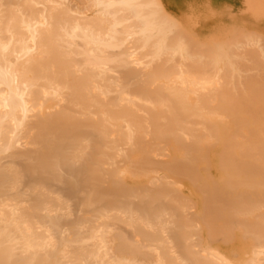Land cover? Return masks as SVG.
Listing matches in <instances>:
<instances>
[{"label": "bare ground", "instance_id": "obj_1", "mask_svg": "<svg viewBox=\"0 0 264 264\" xmlns=\"http://www.w3.org/2000/svg\"><path fill=\"white\" fill-rule=\"evenodd\" d=\"M240 1L227 0L225 21L211 27L212 5L203 0H194V9L182 2L189 15L185 19L170 12L164 0H93L94 17L83 19L71 15L62 2L52 6L54 0H0V264H237L229 251L237 253L239 264H264V33L257 30L264 24V10L236 11ZM229 35L236 38L219 42ZM247 45L257 49L246 51ZM232 50H244V55L236 54L249 59L253 70L248 61L234 58ZM247 65L255 75L242 72ZM208 67L216 69L213 76L225 71L220 77L224 81L217 76L223 83L217 93L219 83L213 85ZM135 76L144 85L132 83ZM142 97L147 109H136ZM222 125L244 129L222 139L220 164L235 172L217 182L214 177L212 183L201 180L207 185L201 183L200 191L207 186L211 193L203 197L195 220L210 227L208 240L215 241L218 234L228 237L233 222L247 237L242 233L246 238L232 242L229 236L228 248L210 250V245L201 256V226L196 229L193 214L183 211L195 203L177 190L176 165L183 164L187 174L182 178L196 186L200 163L195 167L196 162L192 166L185 158L191 149L201 151L196 145L206 137L202 134L214 139ZM191 126L202 134L194 136ZM147 136L155 144L163 140L160 149L152 147L166 153L164 139L188 150V139L199 137L189 155L181 157L196 170L171 156L176 162L170 159L169 165L168 159L160 162L165 167L159 165L171 166L167 172L152 176L162 169L155 165L157 155L150 156L154 142L143 138ZM134 148L136 154L141 148L140 158L125 165L123 157L132 158ZM206 149L201 161L211 164L206 156L211 147ZM142 164L147 171L138 170ZM193 172L198 174L191 181ZM128 174L148 177L143 181L147 186L136 187ZM120 222L132 232L124 231ZM168 227L174 229L168 232ZM199 233L200 242L192 237Z\"/></svg>", "mask_w": 264, "mask_h": 264}, {"label": "rangeland", "instance_id": "obj_2", "mask_svg": "<svg viewBox=\"0 0 264 264\" xmlns=\"http://www.w3.org/2000/svg\"><path fill=\"white\" fill-rule=\"evenodd\" d=\"M54 1H56V2H53V3L51 4L52 6H55L57 3L59 4L60 2H62V3H63V8H64L65 5H66L67 9L70 8V10H71V11H70V12H71V15L73 14L74 17H76V18H80V19H83V18H86V17H89V16H91V18H92V16L94 17L95 12L97 11V7L95 6V4L92 5V4H93V0H90V1H88V0H54ZM164 1H165V3L168 5V9H169L170 12H172V13H176V14H178L179 16H182L184 19L187 18V17H189V15L187 14L186 9L182 6V2H186V3H187L192 9H194V7H193L194 0H164ZM203 1H204V2H207V3H211V5H212V9H213V13H212V15H211V17H210V21L207 23V25H208V26H211V27H214V26H218V27H219V26L221 25V23H222L223 21H225V14H224L223 10H226V9H227V8H224L225 5H226V3H227V0H203ZM89 2H90V3H89ZM240 4H241V5H240ZM246 4H248V5H246ZM246 4H244V0L240 1V2L238 3L237 8H235L236 11H242V10H244V9H246V10L249 9V10H250V14H253V10H254V11H255V10H258V9H262V10H264V0H253L251 3H246ZM40 5L43 6V7H41L42 9L44 8V5L41 4V3H39V5H38V6H39V7H38L39 10H41ZM56 6H57V5H56ZM91 8H92V9H91ZM94 8H95V9H94ZM235 9H234V10H235ZM249 10H248V11H249ZM251 12H252V13H251ZM259 17L262 18L261 15H260ZM89 18H90V17H89ZM72 19H73V17H72ZM261 20H263V23H264V17H263V19H260V21H261ZM263 26H264V24H263ZM251 30H253V29H251ZM260 31H264V29H260ZM241 33H244V31L241 30ZM236 35H237V34H236ZM241 35H243V34H241ZM232 37H233L234 39L236 38L235 35H229V36H225V38H224V37H223V38H220L219 42H224V41L227 42V40H228V42H230L229 40H231ZM237 37H238V36H237ZM241 37H242V36H241ZM241 37L239 36V38H241ZM234 39H232V40H234ZM241 39H242V38H241ZM232 40H231V41H232ZM238 40H239V39H238ZM238 40H236V41H238ZM236 41H235V42H236ZM235 42H233V43H235ZM231 44H232V43H231ZM247 46H248V48H246ZM247 46H245V50H246V51H247V49H249V47L252 49L255 45H254V46H252V45H247ZM251 46H252V47H251ZM233 49H235V48H233ZM242 49H243V48H242ZM254 49H257V47L255 46ZM236 50H237V49H236ZM236 50H232V51H234V53L236 54V53H237ZM239 50H241V48H240V49L238 48V51H239ZM243 51H244V50H242V51H240V52L242 53ZM249 51H250V50H249ZM249 51H248V52H249ZM252 51H253V49H252ZM240 52H238L239 55H240ZM238 53H237V54H238ZM245 53H246V52H245ZM237 54L234 56V58H235L236 56L238 57ZM242 55H244V54L242 53ZM245 56H246V55H245ZM78 57H79V56H78ZM80 57H81V56H80ZM240 57H242V56H240ZM238 58H239V57H238ZM238 58H236V60H238ZM242 58H243V57H242ZM242 58H239V59H242ZM245 58H246V57H245ZM245 58H243V61H242V62H244V60H245L246 62L248 61V62H247V64H248L250 61H249V59L246 60L247 58H246V59H245ZM248 58H251V57H248ZM252 59H253V58H252ZM236 60L234 59V61H236ZM250 60H251V59H250ZM190 62H191V61H190ZM237 62H238V61H237ZM246 62H245V63H246ZM251 62H252V61H251ZM174 63H176V62H174ZM186 63H187V62H186ZM239 63H240V61H239ZM239 63H237V65L241 66ZM168 64H169V63H168ZM171 64H172V65H171ZM181 64H183V63H181ZM187 64H188V63H187ZM189 64H190V63H189ZM169 65H171L172 67H174L172 62H170ZM184 65H185V63H184ZM250 66H251V64L249 63V68H251V69L253 70V68L250 67ZM183 67H185V66H183ZM241 68H242V66H241ZM247 68H248V65H247V67H246L245 69L243 68L242 72H243V73H244V72L248 73V72H250V71L252 72V70L248 71ZM180 69H181V67H180ZM188 69H189V68H188ZM208 69H209V67H208ZM213 69H214L213 67H212V70L209 69L211 73L213 72ZM121 70H122V69H121ZM215 70H216V69H214V71H215ZM148 71H149V70H148ZM185 71H186V70H185ZM207 71H208V70H207ZM207 71L205 70L203 73H207ZM254 71H255V70H254ZM216 72H217V71H216ZM220 72H222V73H219V72H218L219 74H221L220 77H222L223 75H225V73L223 74V72H225L224 70H220ZM242 72H241V73H242ZM251 72H250V75L253 74V73H251ZM208 73H209V72H208ZM213 73H214V72H213ZM213 73H212V77H213V78H211V79H215V80L213 81V83H214L213 85H215V82H216V84L219 83L218 86L215 85V88H216V89H214V92L217 93L218 91H221L220 88L223 86V85L221 86V84H223V83L219 82V80L222 81L223 79H220L219 75H217L218 73H215V74L219 77V80H218V79H217L218 77H217V76H213V75H214ZM241 73L239 74V76L241 75ZM246 73H245V75L243 74V76L241 75V77H243L242 79H244V76H245V78L247 77V76H246ZM256 73H257V72H256ZM209 75H210V74H209ZM250 75H249V73H248V77H249ZM253 75H255V72H254ZM253 75H251V76H253ZM237 76H238V75H237ZM239 76H238L237 79H240V78H241V77H239ZM215 77H216V78H215ZM225 77H226V76H224V78H225ZM233 77H235V76H233ZM248 77H247V78H248ZM222 78H223V77H222ZM234 79H235V78H234ZM136 80H137V81H136ZM138 81L140 82V85H144L143 80H142V79H137V76H135V79H134V80L132 79V83H133V82H138ZM162 81L165 83V80H162ZM176 81H178V80H176ZM223 81H224V80H223ZM232 81H233V82H236L237 80H236V81H235V80H232ZM181 82H182V81L177 82V83L179 84V83H181ZM210 82H212V81L210 80ZM134 84H135V83H134ZM208 85H209V86H208ZM208 85H207V86H208L209 88H212V89H213V87H211V86H212V83H211V84L208 83ZM151 86H152V85H150V87H151ZM153 86H154V85H153ZM179 86H180V85H179ZM238 86H239V85H238ZM238 86H237V87H238ZM133 87H134V89H135V86H134V85H133ZM195 87H199V86L196 84ZM240 87H241V86H240ZM131 88H132V87H131ZM152 88H153V87H152ZM152 88H151V89H152ZM153 89H154V88H153ZM153 89H152V90H153ZM200 89H201V88H200ZM217 89H218V90H217ZM222 89H223V88H222ZM192 90H193V88H192ZM197 90H199V88H197ZM215 90H217V91H215ZM203 91H204V90H203ZM206 91H207V90H206ZM208 91L210 92V89H209ZM192 92H196V91L193 90ZM204 92H205V91H204ZM214 92L212 91V93H214ZM116 93H118V92H116ZM216 93H214V94H216ZM118 94H119V93H118ZM194 95H195V98H196L197 95L193 93V96H194ZM212 99H214V96H212ZM145 100H146V99L143 98V97H142L141 100H138L139 102H138V106H137L136 109H138L139 107L142 108L141 110H143V109H147V107H144V106H146L145 103H143V102H146ZM140 101H141L143 104H142ZM216 101H217V100H216ZM216 101L213 102V104L216 105L217 102H219V100H218L217 102H216ZM139 103H140V105H139ZM163 108H164V107H163ZM165 108H166V107H165ZM164 110H165V109H164ZM140 113H141V112H140ZM138 114H139V112H138ZM141 114H143V113H141ZM195 118H196V117H195ZM199 119H200V118H199ZM192 120H193V119H192ZM222 120H225V119H222ZM162 121H163V120H162ZM193 121H194V120H193ZM192 126H193V125H192ZM192 126H191V130H192V128H193ZM197 126H198V125H197ZM199 126H200V125H199ZM205 126H206V125H205ZM187 127L190 129V125H187ZM195 127H196V124H195ZM200 127H202V125H201ZM203 127H204V126H203ZM203 127H202V128H203ZM208 127L210 128V126H208ZM208 127L206 128V131H207ZM212 128H213V127H212ZM215 128H216V127H215ZM246 128L248 129L249 127H246ZM250 128H251V127H250ZM195 129H196V128H195ZM203 129H204V131H205V128H203ZM216 129H219V131L217 130V133L219 132V133H218L219 137H218L217 134L215 135L216 137H218V140L215 139L216 137H214V139L210 138V139H211V140H210L209 137H208V135H206V134L204 135V134L201 133V130H202V129H201V130L198 129L200 132H199L197 129H196V131H195V130H192V131H195V132H196V133L193 132L194 136H195V134L198 135V134L200 133V134H202L200 137H204V136H206V137H204L203 139L201 138V140L205 141V140L208 139V140H209V143H211V144H209L208 141H207V143L204 144V142L201 141V144H200L201 147H200V146H199V143H198V141H197V140L199 139V137H198V139H197L196 141H192V140H195V139L197 138V135H196V138H195V139H192V138L190 137L191 139H188V140H189V141L191 140V141H190L191 143H193V142H197V143H198V145H196V148H198V151L201 149V151L198 152V154H197V152H195V151H197V149H195V147H193V149H195V151H193L192 149L190 150V152L192 151V152H191V155H190L191 158H192L193 153L195 152V154H194L195 156H193V157H194V160H191L190 157H188V156H186V158L184 157V156L186 155V152H187V155H189V153H190V152H189V148L191 147L190 145H192L190 142H189V143H190V144H189L187 141H184V138H182V139H183L182 143H183V142H187V144H189V146H187V144H185V146H187V148L189 147L188 150L186 149V147H185V149H183L184 147H183V148H181V146L179 147V145H177V144H178L177 142H173V141H171V140H169V142H168V140L166 141V139H164V149L169 148V149H167V151L170 152V154H169V156H168V153H169V152L166 153V152L163 151V150H162V151H161V150L159 151L158 149H155V147H156V148H159V149L161 148V146H160V144H158V142L161 143V141H162V143H163V140H160V141H159V139H158V140L156 139L155 141H157V144H155L156 142H154V141L152 140V138H150V136H149V137L147 136L148 138L143 137V138H145V139H149V138H150L151 140L149 139V142H150V141H151L152 143L154 142V144H152V145L150 144L151 147H152L153 145H154V146H155V145L158 146V147L155 146L154 148H153V147L151 148V149H154V150H155V151L153 150V153L155 152V154L152 153V155H151V153H150V156H153V155H154L153 157H155V156L157 155V158H156V159H158V161L160 160L159 163L155 161V163H157V164H155V165H157V166H159L160 164H161V165L163 164V166L165 167V162H163V163H160V162H161V161H167L168 159H169L168 161H169V165H170V159H171V162H172V160H173L171 156L175 157L174 159L180 157L177 161L182 160V159L185 158V159L188 161V163H191V164H192V166L195 165L194 162H196L195 167H197L198 163H200V164L198 165V168H199V171H200V172H199L198 169H197V171L199 172V174L202 175L201 177H200V175H198V176L200 177V179H199V177H197L198 180L195 179V175L198 174V172H197V173H196V172H193L194 174H192V177L190 176L191 178L194 177V179H191L188 175H186V176H188V178H190L191 181H193V180H196V181H197L196 186H194V185H195V184H194L195 181H194V183L192 182V183H193V184H192V183L189 181V179H186V177H185V179L182 178V177H183V174H184V175L187 174V173H186V170L184 171V170L182 169L183 164H182V166H181V165L179 166V165H176V164H175V165L179 167V168L176 167L177 170H179V169L181 170V169H182L185 173H184L183 171L180 172V170H179L178 175H175V174L177 173V171H175L176 173L173 172L174 170H176L175 167L173 166L174 168H173V167H172L173 169L171 168L172 172L174 173L173 175H175V176L177 177V178L175 177L176 180H179V181H180V182L176 181V183H177V182H178L179 184H182V183H183V187H181V185L178 186V185H179L178 183L175 185V186H177V190H179L181 193L183 192V193L186 195L185 198H187V199L189 198L188 200H190V199L194 200V203H195V204H193V201H192V200H191L192 203H190V201H189V203H190L189 205H190V206H189V208H188V204H187L188 201H186V204H187V206H186L185 204H183V203H185V200H186V199H185V200L183 199L184 201L181 200V199H179V200L183 201V203H182V202H181V203H182L184 206L187 207V210H183V211H184V212L188 211V212H190V213H192V214L194 215V216L191 215V217L193 218V220H192L193 223H194V221H196V220H195V218H196L195 214H196V213H200V212L202 211V208H201V207H202V203H203L204 198L207 197V195L211 193V190L208 191L209 189L207 188V186H206V187L204 186V189H201L202 191H200V188H199L198 186H199L201 183H203V184L206 183V182L209 183L211 180H212V182H213L214 180H215V182H217L218 180H220V179H222V178H227L229 174H233V175H234V172H235V171L231 170V168H230L229 165H228V166H226V165H225V166H222V165L220 164V161H221L220 158L222 157V155H225V154H223V152H222V150H221V148H222V139H223V137H224L225 139L228 138L232 132L236 133L237 131L244 130V129L241 128V127L235 129V126H228V125L217 126ZM223 129H224V130H223ZM208 130H209V129H208ZM248 130H249V129H248ZM197 131H198V132H197ZM211 131H212V130H211ZM211 131H210V132H211ZM214 131H215V130H214ZM246 131H247V130H246ZM202 132H203V130H202ZM179 133H180V132H179ZM187 133H188L187 131H186L185 133H183V134H182L183 137H185L184 134L187 135ZM214 133H215V132H213V133H211V134L214 135ZM223 133H224V134H223ZM189 134H190V133H189ZM222 134H223V136H222ZM180 135H181V133H180ZM182 135H181V136H182ZM198 136H199V135H198ZM143 138H142V139H143ZM185 138H186V137H185ZM187 138H188V137H187ZM205 138H206V139H205ZM219 138H220V140H219ZM143 140H144V139H143ZM213 140H214V141H213ZM216 140H217L218 142H217ZM145 141H146V140H144V144H145ZM215 141H216L217 143H216ZM149 142L146 141V143H149ZM151 142H150V143H151ZM165 142H166V143L168 142V145H169V146L171 145V146H170V147H169L168 145L166 146ZM134 143H135V141H134ZM134 143H133V144H134ZM213 143L215 144L214 146L212 145ZM136 144H137V143H136ZM136 144L133 145V146L139 147V146H138L139 144H137V145H136ZM142 144H143V143H142ZM175 144H176V145H175ZM179 144H180V143H179ZM193 144H194V143H193ZM207 144H209V145H207ZM123 145H124V143H123ZM140 145H141V144H140ZM150 145L147 144L146 147L149 146V151H152V150H150ZM181 145H182V144H181ZM205 145H207L206 148L208 147V149H209V147H211V149H212V150L209 149V151H208V155H206L207 158H208V156H209V157L211 156V157L209 158V161H210L211 164H209V162H207V163H208V164H207V163H206V160H204V159H206V156H205V158L203 159L204 161H201L202 156L204 157V153H207V151H206L207 149L205 148ZM211 145H212V146H211ZM126 146H127V145L125 144L123 147L126 148V150L128 151L129 146H128V147H126ZM130 146H131V143H130ZM159 146H160V147H159ZM172 146H173V148H171ZM182 146H183V145H182ZM203 146H204V147H203ZM142 147H143V145H142ZM142 147H141V148H142ZM144 147H145V146H144ZM165 147H166V148H165ZM178 147H179V148H178ZM213 147H214V148H213ZM131 148H132V147H131ZM141 148H140V149H139V148H136V149H137V152H139V154H138V153H137V154L134 153V152H136V150H135V148H134L135 151L133 150V152H132V153H133L132 158L127 159V158L125 157L126 160H124V157H123V159H122V158H121V159L123 160V162H125V161L128 162V160L133 159L134 157L136 158V156L138 157L139 155L142 154V153L140 154L141 151H138V149L141 150ZM170 148H171V149H170ZM191 148H192V147H191ZM202 148H204L206 152H205L204 149H202ZM213 149H214V150H213ZM215 149L218 150V151H216ZM129 150H130V149H129ZM173 150H174V152H173ZM186 150H187V151H186ZM127 151H126V153L131 154L129 151H128V152H127ZM130 151H132V150H130ZM147 151H148V150H147ZM149 151H148V152H149ZM156 151H158L157 153H160V154H157ZM161 152H162L163 154H162ZM164 152H165L167 155L164 154ZM171 152H172L174 155H173ZM183 152H184V153H183ZM203 152H204V153H203ZM210 152H211V153H210ZM216 152H217L218 155L216 154ZM220 152H221V155L219 154ZM126 153H125V154H126ZM146 153H147V152H146ZM176 153H177V154H176ZM179 154H180V155H179ZM196 154H197L198 157H199V158H197V159L195 158V157L197 156ZM146 155H147V154H146ZM161 155H163V156H161ZM165 155H166V157H165ZM175 155H176V156H175ZM177 155H178V157H177ZM182 155H183V156H182ZM199 155H200V156H199ZM124 156H125V155H124ZM158 156H159V157H158ZM160 156H161V157H160ZM216 156H217V157H216ZM127 157H128V156H127ZM181 157H184V158H181ZM187 157H188V158H187ZM135 158H134V159H135ZM139 158H140V157H138V158L135 159V160L137 161ZM215 158H216V159H215ZM223 158H224V157H223ZM150 159H151V157H150ZM153 159L156 160L155 158H153ZM185 159H184V160H185ZM188 159H189V160H188ZM198 159H199V160H198ZM214 159H215V160H214ZM218 159H219V160H218ZM119 160H120V159H119ZM135 160H131V162L133 161V164H134V163H136V162H134ZM151 160H152V159H151ZM186 160H185V161H186ZM197 160H198V161H197ZM120 161H121V160H120ZM152 161H153V160H152ZM173 161L176 162V160H173ZM187 161L184 162V163H187ZM191 161H192V162H191ZM193 161H194V162H193ZM207 161H208V159H207ZM214 161H215V162H214ZM123 162H121V165H122ZM126 162L124 163L125 165H127ZM181 162H182V161H181ZM201 162H202V163H201ZM212 162H213V163H212ZM221 162H222V161H221ZM188 163H187V164H188ZM124 164H123V165H124ZM150 164H151V167H152V162H151ZM153 164H154V162H153ZM191 164H190V165H191ZM217 164H219V165H217ZM224 164H225V163H224ZM128 165H129V167H130L132 164H130V162H129ZM136 165H137V164H136ZM136 165H135V167H136ZM138 165H139V164H138ZM184 165H186V164H184ZM190 165L188 164L187 167H188V168L191 167ZM206 165H208L209 170H208V167H206ZM211 165H212V166H211ZM119 166H120V164H119ZM132 166L134 167V165H132ZM132 166H131V168H132ZM146 166H148V167L150 168L149 164H146ZM204 166H205V167H204ZM220 166H221V168H220ZM120 167H121V166H120ZM125 167H126V166H123L122 168H125ZM129 167H128V168H129ZM144 167H145V166H144ZM144 167H143V164H142V166H141L140 168H138V167H137V168H138V170H139V169L144 168ZM154 167H155V166H154ZM170 167H171V166H170ZM170 167H167V168H170ZM180 167H181V168H180ZM185 167H186V166H185ZM185 167H184V169H186ZM195 167H193V168L191 167L192 170L194 169V171H195V170H196ZM202 167H204L206 170H204V168H202ZM212 167H213V168H212ZM223 167H224V168H223ZM126 168H127V167H126ZM131 168H130V169H131ZM156 168H157V167H156ZM156 168H155V169H156ZM167 168H161V167L159 166V168H157V169H158V170L162 169V171H160L158 174L154 173V175L152 174V176H154V177H155V176H156V177H158V176H159V177H160V176H163V175L165 174V171L167 170ZM188 168H187V169H188ZM211 168H212V169H211ZM132 169H133V168H132ZM146 169L148 170L147 167H146ZM152 169H154V168H152ZM155 169H154V170H155ZM157 169H156V170H157ZM165 169H166V170H165ZM224 169H225V170H224ZM133 170H134V169H133ZM135 170H136V168H135ZM135 170H134V171H135ZM138 170H137V172H138ZM143 170H145V168H144ZM143 170H142V171H143ZM147 170H145V171H147ZM154 170H153V171H154ZM156 170H155V171H156ZM188 170H190V168H189ZM188 170H187V171H188ZM192 170H191V171H192ZM220 170H221V171H220ZM142 171H140V172H142ZM209 171L212 173L213 176L210 175L211 173H210ZM166 172H167V171H166ZM201 172H202V173H201ZM220 172H222V173H220ZM135 173H136V172H135ZM195 173H196V174H195ZM208 173H209L210 176L207 175ZM225 173H226V174H225ZM227 173H228V174H227ZM146 174L151 175V173H148V172H146ZM162 174H163V175H162ZM130 175H132V176H130ZM130 175L128 174L127 177H128V178H131L132 181H134L133 184H134L136 187H137V186L140 187L141 184H144L143 181H146V179L148 178V177H147V178H146V177H142V178H141V177H139V176H140L139 174H138V178H137V177H135V176L137 175V173L135 174V176H133V174H130ZM142 175H143V174H141V176H142ZM181 175H182V176H181ZM189 175H190V173H189ZM144 176H145V173H144ZM146 176H147V175H146ZM196 176H197V175H196ZM134 177H135V178H134ZM204 177H205V178H204ZM209 177H210V178H209ZM213 177H214V178H213ZM181 178H182V179H181ZM202 178H204V179H202ZM211 178H213V179H211ZM207 179H208L209 182L206 181ZM210 179H211V180H210ZM201 180H202V181L204 180V181H206V182H202ZM141 181H142V182H141ZM153 181H156V180H153ZM198 181H199V182H198ZM135 182H140V183H135ZM188 182H189V183H188ZM212 182H210V183H212ZM139 184H140V185H139ZM213 184H214V183H213ZM185 185H186V186H185ZM187 185H188V186H187ZM204 185H207V184H204ZM144 186H147V184L145 183ZM151 186H152V184H151ZM189 187H190V188H189ZM195 187H196V190H195ZM201 187H203L202 184H201ZM198 188H199V189H198ZM206 188H207L208 190H205ZM187 189H189V191H188ZM191 189H192V190H191ZM190 190H191V191H190ZM203 190H204V191H207L208 193H207V192H203ZM186 191H188V193H187ZM191 192H192V195H193V193H194V195L197 196V197H196V198H197V201H196L194 195L192 196L191 194H189V193H191ZM198 192H199V193H198ZM200 192H201V193H200ZM202 192H203L204 194H202ZM177 193H178V192H177ZM183 193H182V194H183ZM178 194H179V193H178ZM184 194H183L182 196H184ZM206 194H207V195H206ZM179 195H181V194H179ZM179 195H178V197L181 198L182 196H179ZM187 196H189V197H187ZM204 196H205V197H204ZM203 197H204V198H203ZM207 200H208V199H207ZM198 201H199V203H198ZM176 204H177V203H176ZM182 204H179L178 206L180 207ZM191 204H192V206H193V205L195 206L194 209H191V207H192ZM183 205L181 206L182 208H184ZM194 206H193V207H194ZM197 206H198V207H197ZM186 207H185V208H186ZM190 209H191V210H190ZM189 210H190V211H189ZM179 211H180V214L183 212L182 209L179 210ZM181 211H182V212H181ZM184 212H183V214H184ZM188 212H187V213H188ZM193 212H194V213H193ZM190 213H189V217H190ZM183 214H181V215H183ZM184 215H185L184 217H187L186 215H188V214L185 213ZM78 216H79V215H78ZM76 217H77V216H75V218H76ZM124 217H126V215H125ZM168 217L170 218V216H168ZM189 217H188V218H189ZM191 217H190V218H191ZM188 218H187V219H188ZM244 218H245V217H244ZM249 218H254V217L252 216V217H249ZM166 219H168V218L166 217ZM201 219H203V218L201 217ZM169 220H172V219H168V221H169ZM203 221H204V220H203ZM203 221H202V220H201L200 222H197V221H196V223H195V224L198 223V225H197L198 227L195 226L196 229H198V228L201 226V229H199V230L202 231V232H201V235L203 234L202 237H201V239L204 237V238L201 240V244H202V246L199 245L200 247L198 248V249H201V251H199V250L197 251L198 253L200 252L199 255H201V256H203L202 254H203V251H205V250H209V249L211 250L212 248H213V249H214V248H215V249H219V248H220L219 250H224L225 247L228 248V247L230 246V244H231L232 242H234L235 240H238V239L241 238V237H242L241 239H244V238L247 237V233L245 234V232H246L245 230H244L245 232L243 233V230H242L243 227H241V226L238 227L239 225H238L236 222H233L235 228H232V230H234L235 233L237 232L236 234H231V233H233L232 230H231V231H230L231 233L228 232V233H230V235L228 234V237H227V236H226V237H225V236L223 237L221 234H218V236H217L218 239H217V238H216V239L214 238V240H215L216 242H215V241H212L213 239L210 240V239H211V238H210L211 236L209 237L210 239L208 240V236H206V235H207V234H210V233H209L210 230H209V232L207 231L208 229H210V227H207V228H206V226H207L208 224H207V225L204 224V226H202V225H203V224H202ZM204 222H205V221H204ZM204 222H203V223H204ZM120 223H121V222H120ZM193 223H192V224H193ZM235 223H236V224H235ZM124 224H126V223L124 222ZM192 224L190 225V227L192 226ZM120 225L123 227L122 229H123L124 231H127L128 233H131V232H132V228L130 227L131 229H129L127 226H124V225H123V222H122ZM193 225H194V224H193ZM199 225H200V226H199ZM235 225H238V226H235ZM168 226H171V224L168 225ZM218 226H219V225H218ZM218 226H216V227H218ZM171 227H172V226H171ZM171 227H168V228H169V230L167 229L168 232H170V229H174V228H171ZM237 227L239 228L240 231L238 230ZM85 228H86V227H85ZM85 228H84V227L81 228V232H82V234H83L84 232H86V229H85ZM193 228H194V227H193ZM202 228H203V229H202ZM236 228H237V229H236ZM127 229H128V230H127ZM221 229H224V228H221ZM221 229H220V230H221ZM243 229H244V228H243ZM191 230H193V229L191 228ZM199 230H198V231H199ZM193 231H195V229H194ZM218 231H219V230H218ZM241 231H242V232H241ZM65 232H66V231H65ZM196 232H197V230L195 231V233H196ZM213 232H214V231H213ZM213 232H212V233H213ZM69 233H70V231H69ZM191 233H192V231H191ZM217 233H218V232H217ZM242 233H243V235H245L246 237H245V236L243 237ZM62 234H64V233H62ZM215 234H216V232H215ZM64 235H65V236H68V233H66V234H64ZM191 235H194V232H193V234H191ZM199 235H200V233H199L198 235H195V236H192V237H194V239L197 238V239H198V242H200V240H199L200 238L196 237V236H199ZM204 235H205V236H204ZM210 235H211V234H210ZM220 235H221V237H223V239H224V238H225V239L223 240L222 238H219ZM232 235H233V236H232ZM61 236H62V235H61ZM229 236H230V237L232 236V238H230ZM234 236H235V238H233ZM63 237H64V236H63ZM195 237H196V238H195ZM214 237H215V236H214ZM226 238H230V239H234V240H231L232 242L230 241L231 243H229L228 240H227ZM248 238H249V237H248ZM192 239H193V238H192ZM197 239H196V240H197ZM249 239H250V238H249ZM249 239H248V240H249ZM196 240H192V241H194V243H195ZM225 240H226V242H228V244H225L226 242L223 243ZM211 241H212V243H211ZM249 241H251V242H250L251 244L253 243L251 239H250ZM196 242H197V241H196ZM198 242H197L196 244H198ZM203 242H204V243H203ZM209 242H210V243H209ZM203 245L205 246V248H204ZM210 245H211V247H210ZM196 246H197V245H196ZM212 246H213V247H212ZM214 246H215V247H214ZM217 246H218V247H217ZM207 247H208V248L210 247V248H209V249H206ZM195 249H196V248H195ZM203 249H204V250H203ZM196 250H197V249H196ZM202 250H203V251H202ZM226 250H227V249H226ZM226 250H225V251H226ZM201 253H202V254H201ZM205 253H206V252H204V254H205ZM206 254H207V253H206ZM206 254H205V255H206ZM227 254L233 255L232 258L235 260L234 262H235V263L238 262L237 264H239L240 261H238V255H237V253H235L234 251H233V252H232V251H229V253H227ZM235 254H236V255H235Z\"/></svg>", "mask_w": 264, "mask_h": 264}, {"label": "crops", "instance_id": "obj_3", "mask_svg": "<svg viewBox=\"0 0 264 264\" xmlns=\"http://www.w3.org/2000/svg\"><path fill=\"white\" fill-rule=\"evenodd\" d=\"M260 29H264V27H263V26H258V27H257V30H258L259 32L264 33V31H260Z\"/></svg>", "mask_w": 264, "mask_h": 264}]
</instances>
